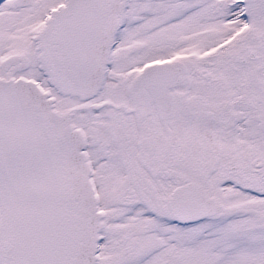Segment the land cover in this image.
Here are the masks:
<instances>
[{
  "label": "snow or ice",
  "instance_id": "obj_1",
  "mask_svg": "<svg viewBox=\"0 0 264 264\" xmlns=\"http://www.w3.org/2000/svg\"><path fill=\"white\" fill-rule=\"evenodd\" d=\"M0 264H264V0H0Z\"/></svg>",
  "mask_w": 264,
  "mask_h": 264
}]
</instances>
